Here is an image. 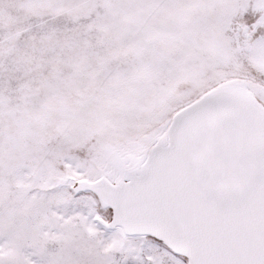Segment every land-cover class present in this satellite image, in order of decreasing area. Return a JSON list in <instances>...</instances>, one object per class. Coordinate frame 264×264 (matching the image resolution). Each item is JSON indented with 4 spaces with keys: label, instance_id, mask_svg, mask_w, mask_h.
Returning <instances> with one entry per match:
<instances>
[{
    "label": "snow or ice",
    "instance_id": "obj_1",
    "mask_svg": "<svg viewBox=\"0 0 264 264\" xmlns=\"http://www.w3.org/2000/svg\"><path fill=\"white\" fill-rule=\"evenodd\" d=\"M100 2L0 0L38 152L0 264H264V0Z\"/></svg>",
    "mask_w": 264,
    "mask_h": 264
},
{
    "label": "rangeland",
    "instance_id": "obj_2",
    "mask_svg": "<svg viewBox=\"0 0 264 264\" xmlns=\"http://www.w3.org/2000/svg\"><path fill=\"white\" fill-rule=\"evenodd\" d=\"M73 5L84 3L85 0H66ZM116 3L125 4L127 0H114ZM108 9L100 4L90 17H83L80 21L82 24L91 23L99 17H104ZM248 15H256L254 9H249ZM238 23H246L243 15L237 19ZM52 27L55 28L62 36L71 35V29L74 27L70 19L66 16L52 18ZM36 30H34L35 33ZM4 33L0 32V51L8 49L9 45L2 42ZM90 44L96 50H102L103 38L99 34L93 33L90 37ZM12 52L10 55L0 57V63L9 69L14 77L22 76L21 72L15 71L18 66V61L22 53L23 45L14 43L11 45ZM38 55H43L45 58L51 54L47 49L38 51ZM71 53L65 50L62 58L66 59ZM67 71V69H66ZM18 80L13 78L10 83H5L0 86V93L5 98L4 106L0 108V170L5 173L6 186L4 189V204L6 206L15 207L25 197L15 186L16 176L20 172H27L26 167L28 162L38 155L36 145L26 133V121L24 115L23 103L20 99L18 91ZM38 104V99L33 98V105Z\"/></svg>",
    "mask_w": 264,
    "mask_h": 264
}]
</instances>
